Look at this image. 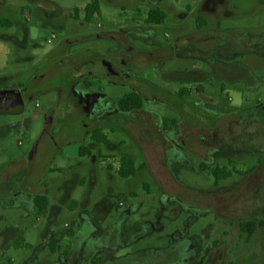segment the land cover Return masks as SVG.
<instances>
[{
	"label": "rangeland",
	"instance_id": "374dc122",
	"mask_svg": "<svg viewBox=\"0 0 264 264\" xmlns=\"http://www.w3.org/2000/svg\"><path fill=\"white\" fill-rule=\"evenodd\" d=\"M93 1L0 0V16L12 21L0 27V91L10 96L0 105V176L15 183L26 169L14 176L13 162L35 146L34 170L44 161L63 165L62 174L46 173L49 199L64 211L53 228L69 230L86 207L106 232L125 219L123 235H109L98 250L103 264H264V0H223L219 14L204 12L203 30L195 26L199 12L186 10L197 1L163 0L165 20L154 25L144 18L156 1L98 0L100 12L87 21ZM217 41L229 44L222 50ZM215 60L235 70H216ZM189 86L185 99L176 97ZM134 90L143 110L120 112L118 101ZM97 126L110 142L92 138ZM80 140L92 154L79 156ZM124 157L135 175L117 171ZM203 163L235 172L216 186ZM82 176L88 183L77 185ZM21 190L0 189V233L11 239L0 264H67L52 223L38 211L27 215ZM247 221L257 224L250 239L240 228ZM147 223L154 227L134 237ZM87 242L80 238L82 252Z\"/></svg>",
	"mask_w": 264,
	"mask_h": 264
},
{
	"label": "crops",
	"instance_id": "0c3cea01",
	"mask_svg": "<svg viewBox=\"0 0 264 264\" xmlns=\"http://www.w3.org/2000/svg\"><path fill=\"white\" fill-rule=\"evenodd\" d=\"M155 1H156V3H155L156 5H154L153 7L159 8V6H157V4L160 5L163 0H152V2H155ZM138 12L141 13V10H139ZM146 17H147V13H146ZM146 17L144 18V20L146 19ZM0 18H3V16H0ZM4 19H9V18H4ZM9 20H11V19H9ZM8 26H10V25H5L2 27H8ZM0 27H1V25H0ZM21 85H24V84H21ZM105 136L109 140L107 135H105ZM109 142H110V140H109ZM83 143H85V141L79 142V147L77 149L79 156H82L80 154V148H81V146H84ZM120 165L116 166L118 172H119ZM64 171H65V167L63 165H60V166H55V167H48L47 173L48 174H62ZM91 182H93L92 179L90 180L89 185L91 184ZM48 183H49V181L45 175V177L43 179V185L47 186ZM86 183H88V182H87L85 176L80 177L77 181V185H85ZM68 189H69V187H68ZM70 189H72V188H70ZM30 194H31L30 195L31 201L29 204V208L26 209L27 215L31 214V212H33V211H38V213L43 217V219H45L48 223H52L50 226H48V228H50V235L52 237V241L53 240H55V241L60 240L61 242H63L65 244V246H66L65 259H66V256L68 255V253L70 251L77 248L76 249L77 252L75 251L76 252V258H75L74 264H83V262L88 263V264H103V262L105 261V258L103 255L98 254V252L92 251L90 249L91 246H88V248H86V251L82 252L83 245L81 246V248L79 246L80 238H82V242L83 241L89 242L93 238H96V237L102 235L101 233H104V228L101 229V226H100V228H96L95 227L96 221L94 219H92V217L89 218V216H90L89 207H86L84 210V212L86 213L85 219L76 218L75 222H74V226L72 228H69V230L62 232V231H58V228H53V225H54V223H56L58 221L57 220L58 216L60 214H63L64 211L62 212L63 209L56 207L50 201L49 195L51 194V190L48 188V186H47V189H45L43 191L42 190L39 191L37 189H32ZM39 195H45L48 198V201H49L48 208L45 212H41V210L39 209V207L36 203V198ZM70 195H72V194H70ZM31 202L34 204L33 206H32ZM70 207H71L72 211H77L79 209L78 203L75 200L71 204ZM124 222H125V220H123V222H122L123 225H124ZM87 227L89 229H91L88 232L85 231ZM152 227H154L152 224L147 223V224L141 226L139 229H137L134 232V235H136L137 233L144 231L146 229H150ZM123 228H124V226H123ZM96 229L99 230V232ZM112 229H117V226L110 228V230H112ZM123 232H124V230H123ZM109 234L113 235L112 233H109ZM0 238L5 241V243L3 245H0V250L1 249L5 250L6 248H8V242H10L11 239L6 234V232L0 233ZM22 241L25 243H28L27 244L28 247H31V249H33V244L28 241L26 235L24 237H22ZM52 241H51L50 246L52 247L53 251H56V244L52 243ZM88 242L86 244H88Z\"/></svg>",
	"mask_w": 264,
	"mask_h": 264
},
{
	"label": "flooded vegetation",
	"instance_id": "af4514ba",
	"mask_svg": "<svg viewBox=\"0 0 264 264\" xmlns=\"http://www.w3.org/2000/svg\"><path fill=\"white\" fill-rule=\"evenodd\" d=\"M189 1V0H188ZM192 2H195V1H197L196 2V5H194V7L193 8H189V6H186V10H190L191 11V13L192 14H196V12L198 11L199 12V14H197V16H196V20H195V26L196 27H198V28H200V30H203L205 27H207L208 26V19L206 18V16H204V12H207V13H209V11H208V8L209 7H212V8H214V12H217L216 13V15L217 14H219L218 13V9H219V6H220V3L223 1V0H191ZM212 3H214V6H212ZM216 7V8H215ZM152 8H158V7H151L150 9H152ZM149 9V10H150ZM149 10H147V17H148V12H149ZM147 17H146V19H147ZM199 17H201V18H204L207 22H206V24H204L203 26H200L199 25V23H198V18ZM146 19L144 20V22L146 21ZM145 24H147L146 22H145ZM148 25H151V24H148ZM220 25V24H219ZM215 35H218L217 33L215 34ZM212 36V35H211ZM211 36H209V37H211ZM214 36V35H213ZM205 37V36H204ZM205 39V38H204ZM217 43H218V41H217ZM216 43V44H217ZM229 44V43H228ZM228 44H219L218 43V45H217V47H219L220 49H222V50H224V48L226 47V45H228ZM231 44V43H230ZM262 46H264V44L262 45ZM262 49H264V47H262ZM263 51V50H262ZM264 52V51H263ZM214 63H215V68H216V70L218 69L217 67H216V65H218V66H220V70H221V68L222 67H224V68H230V69H232V70H235V64H230V65H227V66H224V65H222L221 64V62L220 61H218V60H215L214 61ZM109 73H112V72H110V71H108ZM202 75V74H201ZM141 82H143V80H141ZM223 82V84H222V88H223V91H227V85H226V81H222ZM188 89V91H189V89L191 88V86H189V87H182L180 90H179V92H177V98H179V93H180V91L182 90V89ZM251 89H253V92H258L259 91V87H257V86H255V85H251ZM198 91H201V90H203L202 89V86H200V88H198L197 89ZM139 92V91H138ZM192 92V91H191ZM190 91H189V93L187 94V96L191 93ZM140 93V92H139ZM186 96V97H187ZM9 98H10V96H9V91H0V105H3V106H9V104H8V102H9ZM189 101V100H188ZM189 102H191V103H193L192 101H189ZM13 108L14 107H12L11 106V108L9 107V109L8 110H6V111H3V112H1L2 114H4V115H9L12 111H13ZM20 110H22V111H24V107H21V108H19ZM144 111H145V109H144ZM120 112H124V111H120ZM135 112H141V111H135ZM124 113H126L127 114V112H124ZM132 114V113H131ZM221 118V117H220ZM219 119V118H218ZM26 124V123H25ZM94 124L92 123L91 124V126H93ZM98 128H100L99 126H97L93 131H92V134L95 132V130L96 129H98ZM193 128H195V127H193ZM92 134H91V136H92ZM83 140H80L79 142H82ZM20 143V142H19ZM56 145H58V143H56ZM37 151V146H35L34 147V149H33V152H32V154L33 153H35ZM53 150H49V149H45V154H47V153H51ZM32 154H31V156H32ZM29 157L28 159H26V160H23V161H15V162H13V163H18L19 165H20V168H19V170L18 171H16V173L14 174V176L15 175H18L19 173H21L24 169H26L25 170V174L22 176V177H18L17 178V180H16V182L15 183H11L9 180L13 177V175L12 174H9V175H5V176H0V189H6V190H9V191H11V189H23V190H21V193L23 194V195H27L28 197H29V200H30V192L32 191V189H37V190H41V189H47L46 188V186L45 185H43V179H44V177H45V175H46V173H47V171H48V167H46L45 166V164H46V161H44L43 162V165L40 167V169H36V170H34L33 168H32V166L35 164V162H36V159L34 158L35 157V155L33 154V156L32 157ZM12 175V177L11 178H9L10 176ZM32 181H34V184L32 185ZM220 185V184H219ZM44 186V187H43ZM28 189V190H27ZM30 189H31V191H30ZM69 189H70V187H69ZM31 201V200H30ZM117 218H115V220L110 224V226H109V229H108V231L106 232V231H104V233L106 234V235H103L104 233H101L102 235H100V236H98V237H96V238H93L92 240H90L88 243H89V245L91 246L90 247V249L92 250V251H94V252H98V250H99V248L100 247H102L103 246V242L105 241V239L107 238V237H109V233H112L113 235H111V236H113V237H115V238H118V236H122L123 235V230H124V228H123V220H125V219H123V217H120V218H118L117 220H116ZM115 226H117V229H112V230H110V228H112V227H115ZM110 230V231H109ZM109 240V239H108ZM107 240V241H108ZM179 243H183V242H177L176 244H174V245H176L177 247V249H180L181 248V244H179ZM77 249V248H76ZM76 249H73L72 251H70L69 253H68V255L66 256V260H67V264H74V261H75V258H76ZM76 251V252H75Z\"/></svg>",
	"mask_w": 264,
	"mask_h": 264
},
{
	"label": "trees",
	"instance_id": "16d2710c",
	"mask_svg": "<svg viewBox=\"0 0 264 264\" xmlns=\"http://www.w3.org/2000/svg\"><path fill=\"white\" fill-rule=\"evenodd\" d=\"M100 3L98 0H94L93 2L89 3L86 6L85 10V20L91 21L95 14L100 12ZM76 15H78V9H76ZM166 14L164 11H162L160 8H152L148 12V17L146 19L147 24H162L165 20ZM206 20L204 18L199 17L198 18V23L200 26H203L206 24ZM0 25L5 26V25H12L11 20L9 19H4L0 18ZM74 83V81L72 80ZM84 82L87 86H90L92 80L91 78H84ZM189 93L188 89H182L179 93V99H185L187 94ZM188 102V105H192L193 103ZM144 108V100H143V95L139 93L138 91L134 90L130 92L129 94H126L124 97H122L118 101V109L120 111H124L127 113H133L135 111H140L143 110ZM92 138L96 140L97 142H109V140L102 134V129L101 127L96 129L95 132L92 134ZM80 154L82 156H86L89 154H92L90 149L88 147L81 146L80 148ZM120 168H119V174L122 177H130L136 174V167H135V162L128 158L124 157L121 160L120 163ZM202 170L209 171L214 177H215V185L219 186L222 180L229 179L231 176H233V173L235 171L228 169L226 166H220L218 165L217 167L211 169L206 163H203L201 166ZM251 171H247L245 173L248 174ZM36 203L41 210V212H45L48 208V198L45 195H39L36 198ZM240 228L242 232L247 234V238L250 239L254 233L256 232L257 229V224L254 221H247V222H241L240 223Z\"/></svg>",
	"mask_w": 264,
	"mask_h": 264
},
{
	"label": "built area",
	"instance_id": "2783aa9c",
	"mask_svg": "<svg viewBox=\"0 0 264 264\" xmlns=\"http://www.w3.org/2000/svg\"><path fill=\"white\" fill-rule=\"evenodd\" d=\"M53 37H55V35H53ZM53 39H50L49 42H52ZM37 110H41L42 106L40 103H36V107H35ZM121 205H123V202H121Z\"/></svg>",
	"mask_w": 264,
	"mask_h": 264
},
{
	"label": "water",
	"instance_id": "95a60500",
	"mask_svg": "<svg viewBox=\"0 0 264 264\" xmlns=\"http://www.w3.org/2000/svg\"><path fill=\"white\" fill-rule=\"evenodd\" d=\"M141 235V233L139 232V233H137L136 235H134V237H139Z\"/></svg>",
	"mask_w": 264,
	"mask_h": 264
}]
</instances>
